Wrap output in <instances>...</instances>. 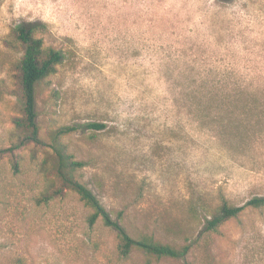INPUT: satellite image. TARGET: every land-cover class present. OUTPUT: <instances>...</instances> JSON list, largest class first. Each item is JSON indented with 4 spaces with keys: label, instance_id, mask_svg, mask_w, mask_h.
Segmentation results:
<instances>
[{
    "label": "rangeland",
    "instance_id": "1",
    "mask_svg": "<svg viewBox=\"0 0 264 264\" xmlns=\"http://www.w3.org/2000/svg\"><path fill=\"white\" fill-rule=\"evenodd\" d=\"M20 21L44 23L37 36L63 59L37 86L44 144L0 156V264H145L117 255L115 229L89 225L76 193L45 198L61 125L76 126L62 140L112 219L123 211L133 237L193 242L152 264H264V207L205 229L223 200L264 196V136L231 150L219 134L240 113L225 109L227 83L264 89V0H0V148L18 138L21 53L4 38Z\"/></svg>",
    "mask_w": 264,
    "mask_h": 264
},
{
    "label": "trees",
    "instance_id": "2",
    "mask_svg": "<svg viewBox=\"0 0 264 264\" xmlns=\"http://www.w3.org/2000/svg\"><path fill=\"white\" fill-rule=\"evenodd\" d=\"M45 30L46 25L42 22L20 21L4 38V44L8 49L21 53L19 59L12 64L15 77L14 92L18 98L17 107L20 115L13 117L17 143L8 148H0V156L28 142L44 144L36 121L37 86L56 71L57 65L63 59L61 50L45 46L43 38L37 36V33ZM226 95L225 109H239L240 113L235 118L231 117L224 129L219 131L223 142L234 150L237 146L247 145L264 136V89L235 81L227 83ZM104 126V123L88 124V127L93 129H102ZM74 130L75 125H61L48 133L47 145L53 152L52 171L56 186L45 195V198L61 195L65 190L76 193L83 204L91 210L87 216L89 225L100 219L105 226L115 229V251L119 257L140 252L145 255V264H152L163 258L185 259L193 247V242L176 246L161 242L150 234L133 237L121 223L123 211L118 212L116 220L112 219L95 193L77 178V171L85 162L76 159L62 140L63 136ZM245 206L264 207V196L252 197L244 205H234L223 200L206 220L205 229L215 231L225 221L238 216Z\"/></svg>",
    "mask_w": 264,
    "mask_h": 264
}]
</instances>
